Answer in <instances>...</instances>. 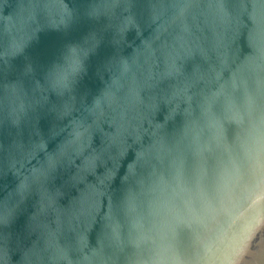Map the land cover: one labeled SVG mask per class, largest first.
Segmentation results:
<instances>
[{
  "label": "water",
  "instance_id": "obj_1",
  "mask_svg": "<svg viewBox=\"0 0 264 264\" xmlns=\"http://www.w3.org/2000/svg\"><path fill=\"white\" fill-rule=\"evenodd\" d=\"M0 264H264V0H0Z\"/></svg>",
  "mask_w": 264,
  "mask_h": 264
},
{
  "label": "clouds",
  "instance_id": "obj_2",
  "mask_svg": "<svg viewBox=\"0 0 264 264\" xmlns=\"http://www.w3.org/2000/svg\"><path fill=\"white\" fill-rule=\"evenodd\" d=\"M83 62L79 51L72 47L65 56L64 63L56 66L52 71L51 83L54 89L60 91L72 87L73 78L82 70Z\"/></svg>",
  "mask_w": 264,
  "mask_h": 264
}]
</instances>
